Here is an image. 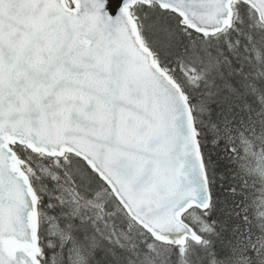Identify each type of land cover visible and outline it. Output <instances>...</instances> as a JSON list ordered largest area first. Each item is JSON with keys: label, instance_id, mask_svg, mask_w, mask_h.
<instances>
[{"label": "snow or ice", "instance_id": "obj_1", "mask_svg": "<svg viewBox=\"0 0 264 264\" xmlns=\"http://www.w3.org/2000/svg\"><path fill=\"white\" fill-rule=\"evenodd\" d=\"M0 264H264V0H0Z\"/></svg>", "mask_w": 264, "mask_h": 264}]
</instances>
